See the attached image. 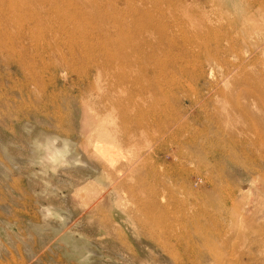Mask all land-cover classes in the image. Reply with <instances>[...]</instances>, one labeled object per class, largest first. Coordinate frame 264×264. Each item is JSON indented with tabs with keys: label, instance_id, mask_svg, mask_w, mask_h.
Masks as SVG:
<instances>
[{
	"label": "rangeland",
	"instance_id": "1",
	"mask_svg": "<svg viewBox=\"0 0 264 264\" xmlns=\"http://www.w3.org/2000/svg\"><path fill=\"white\" fill-rule=\"evenodd\" d=\"M0 38V264H264V0H0Z\"/></svg>",
	"mask_w": 264,
	"mask_h": 264
},
{
	"label": "bare ground",
	"instance_id": "2",
	"mask_svg": "<svg viewBox=\"0 0 264 264\" xmlns=\"http://www.w3.org/2000/svg\"><path fill=\"white\" fill-rule=\"evenodd\" d=\"M160 31V30H159ZM259 31V30H258ZM261 32V31H260ZM263 33V32H262ZM167 34V33H166ZM4 36V35H3ZM5 40L4 39H2V38H0V42H4ZM262 42V41H261ZM124 51V50H123ZM118 59H116L115 61H117ZM118 62H119V60H118ZM116 64H118V63H116ZM116 67V66H115ZM111 69V68H110ZM112 70H113V68H112ZM112 70H110V71H112ZM123 69H121V71H122ZM117 72H118V70H117ZM123 72V71H122ZM127 72V71H126ZM147 71H145V73H146ZM121 73V72H120ZM128 74V73H127ZM130 74H135V73H130ZM100 75V74H99ZM116 75V74H115ZM129 75V74H128ZM149 75V74H148ZM102 76V75H101ZM122 76L123 77H126V75L125 74H123L122 73ZM144 76H147V75H144ZM129 78V77H128ZM111 79V78H110ZM113 79V78H112ZM124 80H126L127 79V77L126 78H123ZM127 81V80H126ZM124 82V81H123ZM132 82V83H131ZM122 83V82H121ZM125 83H127V82H125ZM128 84V83H127ZM130 84H133V85H135L136 87H135V90H138V89H140L141 87V82H138L137 80H132V78H131V81H130ZM114 85V84H113ZM126 85V84H125ZM132 85V86H133ZM113 87V86H112ZM120 87V86H119ZM129 87V86H128ZM143 87V86H142ZM115 88V87H114ZM131 88H133V87H131ZM130 88V89H131ZM122 89H124V88H122ZM126 89H129V88H126ZM129 89V90H130ZM140 91V90H139ZM126 93H128L127 91H126ZM131 93V92H130ZM128 95V94H127ZM130 95H132V93L130 94ZM130 95H128L130 98H131V96ZM127 98V97H126ZM125 98V99H126ZM130 98H128L129 100H130ZM136 98V97H135ZM137 101V100H136ZM139 102V101H138ZM132 103V102H131ZM131 105V104H130ZM134 105V104H133ZM129 106V104H127V107ZM130 109V108H129ZM139 110H137V112H138ZM142 112V111H141ZM127 113H125V115H126ZM135 118V117H134ZM102 125V124H101ZM100 125V126H101ZM26 129H27V127H23V131L25 132L26 131ZM29 131L31 132V134H35V132L33 133V131L31 130V129H29ZM105 133V132H104ZM105 136V135H104ZM34 138V137H33ZM109 139V138H108ZM1 140V139H0ZM27 144H28V146L30 147L31 145H33V143L31 142V143H29L27 140L25 141ZM46 155H47V157L48 158H50V159H54L55 161H56V159H57V155H63L64 154V151L65 152H68V155L67 154H65V156H63V164H67L66 166H69V167H72L73 169H76V171H78L80 174H83V175H87V173L89 172V171H91L92 170V168H93V165H94V167H95V164L94 163H92L91 161H90V159H88V157L85 155V153H83V154H81L80 152H77V153H72L71 152V149H73V144L72 143H69V142H66V141H63L61 138H59V137H49V138H47V141H46ZM1 145H2V143H0ZM100 145H101V143H100ZM105 146H104V144H103V146H97V155L99 156V157H101L102 159H104V161H109L111 164H112V159L109 157L110 155H107L106 154V156L104 155L105 153H104V148ZM2 148H3V146H2ZM5 148V147H4ZM31 148V147H30ZM29 148V150H31ZM39 148V147H38ZM106 149V148H105ZM80 150V149H79ZM79 150H77V151H79ZM107 150V149H106ZM105 150V151H106ZM33 153H34V151L33 150H31ZM96 151V150H95ZM119 152V151H118ZM37 153V152H36ZM35 155V154H34ZM115 156V155H114ZM95 157V156H94ZM98 161V160H97ZM104 161H103V163H104ZM108 163V162H107ZM114 163V162H113ZM107 165V164H106ZM97 169V168H96ZM114 169V168H113ZM74 171V170H73ZM103 174H104V172H102ZM110 176V175H109ZM103 177V176H102ZM104 178V177H103ZM110 179V178H109ZM110 181V180H109ZM50 211V210H49ZM71 212H72V214H73V211L72 210H70ZM49 214V213H48ZM69 214H71V213H69ZM74 216V215H73ZM49 220V219H48ZM63 221V220H62ZM197 236V235H196ZM42 237V236H41ZM200 238V237H199ZM208 250V249H207ZM210 253V252H209Z\"/></svg>",
	"mask_w": 264,
	"mask_h": 264
}]
</instances>
